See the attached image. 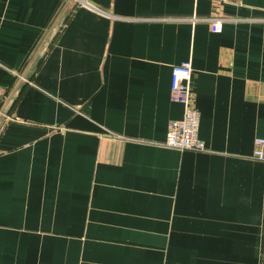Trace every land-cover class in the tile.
<instances>
[{
    "label": "crops",
    "instance_id": "obj_1",
    "mask_svg": "<svg viewBox=\"0 0 264 264\" xmlns=\"http://www.w3.org/2000/svg\"><path fill=\"white\" fill-rule=\"evenodd\" d=\"M257 137L264 0H0V264H264Z\"/></svg>",
    "mask_w": 264,
    "mask_h": 264
},
{
    "label": "built area",
    "instance_id": "obj_2",
    "mask_svg": "<svg viewBox=\"0 0 264 264\" xmlns=\"http://www.w3.org/2000/svg\"><path fill=\"white\" fill-rule=\"evenodd\" d=\"M218 3L232 2L233 0H214ZM209 22L210 30L219 32L222 24L231 18L212 16L205 18ZM18 75V74H16ZM192 66L189 60L172 65L170 99L179 102L183 107L182 117L170 120L167 124L164 146L178 150L202 151L204 142L199 137V111L193 102L191 91ZM253 157L264 160V137L254 139Z\"/></svg>",
    "mask_w": 264,
    "mask_h": 264
}]
</instances>
